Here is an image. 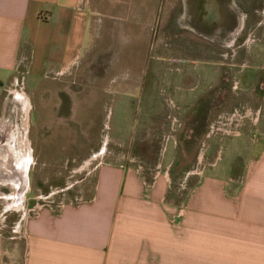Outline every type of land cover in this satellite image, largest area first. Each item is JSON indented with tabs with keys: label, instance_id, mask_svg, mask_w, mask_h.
I'll return each instance as SVG.
<instances>
[{
	"label": "crops",
	"instance_id": "obj_1",
	"mask_svg": "<svg viewBox=\"0 0 264 264\" xmlns=\"http://www.w3.org/2000/svg\"><path fill=\"white\" fill-rule=\"evenodd\" d=\"M162 10L170 48L151 65L147 25ZM262 10L264 0H0V95L25 86L28 170L34 157L87 159L113 103L128 139L124 157L95 166L87 201L41 209L13 246L0 239V264H264ZM166 57L187 62L178 78L162 80ZM162 82L180 88L179 124L157 134L148 162L140 121L160 120Z\"/></svg>",
	"mask_w": 264,
	"mask_h": 264
},
{
	"label": "rangeland",
	"instance_id": "obj_2",
	"mask_svg": "<svg viewBox=\"0 0 264 264\" xmlns=\"http://www.w3.org/2000/svg\"><path fill=\"white\" fill-rule=\"evenodd\" d=\"M182 0H173L174 3H179ZM163 13L160 18H157L158 24H150L147 25V32L151 34V42H150V51L149 58L146 57V60L151 62L155 61L156 55H158L157 51L162 49L163 53L166 52V49L170 48L169 37V26L167 18L170 15L165 13V10H162ZM264 11V10H262ZM180 13V9H175L174 13ZM164 16V17H162ZM162 18H165L162 20ZM132 21H137L131 18ZM159 20V21H158ZM162 20V21H161ZM162 23V24H161ZM136 42H130V54L133 53V45ZM137 55V54H136ZM162 61V80H166L168 77H176L183 74L186 70V63L182 62L179 59H167ZM216 59V58H214ZM219 67L224 70L225 80L227 84L231 81V74H229L228 65H230V61L226 59V61H222L219 58ZM139 63L138 56H131L129 67L135 65L137 67ZM217 64V63H216ZM216 66V65H215ZM248 70L244 73L247 75ZM229 75V79H228ZM229 80V81H228ZM197 85V82L194 86ZM30 86V85H29ZM20 90L18 87L6 89L0 95V120H6V122L12 123L17 117L21 118V113L19 111L18 101L15 99L13 93H24L26 95L25 86H21ZM171 87V86H170ZM173 87V89H172ZM171 89L164 84V82L160 83L157 87V95L161 98L162 101V111L160 120L143 122L140 121V126L147 125V133L149 137L146 139L148 145L146 147L145 157L148 162H152L156 157V151L160 144V139L157 134L161 131H168L170 129V119L168 118L169 109L167 108L164 98H169L173 101L174 105L179 108V110L175 111L176 113H180V106L175 102L173 91L179 90L178 86H172ZM152 108V107H151ZM133 112L132 115L135 118L134 114L142 113L143 107L138 104V99L134 98L133 104ZM119 104L113 103L112 106H108L104 112L103 118L99 125L98 130V146L97 150L91 152L87 159L81 162H64V163H52L51 166H44L41 163L36 162L35 157L33 158V163L30 166V170L27 172V184L28 187L24 194V199L22 204V208L17 209L13 206H9L10 201L5 199L3 196L10 195L12 193L11 189L8 187V184H4L2 181L0 183V239L3 241V245L5 247L13 246V243L22 242L24 240V227L27 221L30 219L31 215L29 210H31L34 206L40 207L42 209L54 208L59 203L69 205V203L76 204L81 199L82 202L87 201L92 193L93 185H94V168L100 162L102 158L109 157L112 152H116L117 156H125L123 154L127 151L128 148V139L123 136L122 128H121V114L119 112ZM228 111V110H227ZM253 111V110H252ZM87 111L85 110L84 113ZM83 124V123H82ZM179 124L176 123L175 128ZM132 126V124H131ZM31 127V121L28 119V128ZM118 127V128H117ZM76 129V128H75ZM76 131V130H75ZM146 131V130H145ZM58 132L64 133V128L62 126L58 129ZM145 138V137H144ZM166 139V138H165ZM198 143L197 141L195 144ZM133 144V143H132ZM197 145V144H196ZM137 144L133 145V151L136 150ZM166 144H164L165 150ZM171 147V144L169 145ZM131 152V153H132ZM144 152V151H143ZM170 153H167L165 158L169 157ZM158 155V154H157ZM164 156V155H163ZM222 158L219 163L222 164L224 160L229 157L228 154L222 153ZM13 161V160H12ZM42 165V166H41Z\"/></svg>",
	"mask_w": 264,
	"mask_h": 264
},
{
	"label": "flooded vegetation",
	"instance_id": "obj_3",
	"mask_svg": "<svg viewBox=\"0 0 264 264\" xmlns=\"http://www.w3.org/2000/svg\"><path fill=\"white\" fill-rule=\"evenodd\" d=\"M13 95L16 96L15 93ZM15 99L20 106L21 118L17 117L12 123L0 120V164L6 166L0 173V183L2 181L8 184L12 191L10 195L3 196L10 201L8 207L23 203L28 187L27 172L31 163V153L27 142L29 103L26 96L23 97L25 104L20 103L21 99L17 97Z\"/></svg>",
	"mask_w": 264,
	"mask_h": 264
},
{
	"label": "built area",
	"instance_id": "obj_4",
	"mask_svg": "<svg viewBox=\"0 0 264 264\" xmlns=\"http://www.w3.org/2000/svg\"><path fill=\"white\" fill-rule=\"evenodd\" d=\"M21 86H22V85H20V86L18 87L20 90L22 89ZM164 102H165V104H166V106H167V108L169 109V112H170L169 115H168V118L170 119V129H169V132L171 133V132L173 131V129H174V126H175L176 123H177V120H176V118H175L174 113H175V111L179 110V108H177V107L174 105L173 101H172L171 99H169V98H164ZM165 138H166L165 141L168 140V135H167ZM80 203H82V200H81V199H80L79 202H77L76 204L69 203V205H78V204H80ZM65 206H66L65 204L59 203V204L56 205L54 208H49V210H51L52 212L58 213V212H59L63 207H65ZM41 209H42V208L37 207V205H36V206H34L31 210H29V213H30V215H31L30 219L33 218V217H36L37 214H38V212H39Z\"/></svg>",
	"mask_w": 264,
	"mask_h": 264
},
{
	"label": "bare ground",
	"instance_id": "obj_5",
	"mask_svg": "<svg viewBox=\"0 0 264 264\" xmlns=\"http://www.w3.org/2000/svg\"><path fill=\"white\" fill-rule=\"evenodd\" d=\"M15 95H16L15 97H17L19 100L21 99V100H20V103H22V104L24 103V104H25V101L23 100L24 93H21V92H20V95H18V94L15 93ZM19 96H20V98H19ZM0 166H1V170H0V173H1V172L3 171V169L6 168V166H5V165L3 166V165H1V164H0ZM14 207L17 208V209L22 208V206H21L20 203H18V204L15 205Z\"/></svg>",
	"mask_w": 264,
	"mask_h": 264
},
{
	"label": "water",
	"instance_id": "obj_6",
	"mask_svg": "<svg viewBox=\"0 0 264 264\" xmlns=\"http://www.w3.org/2000/svg\"><path fill=\"white\" fill-rule=\"evenodd\" d=\"M0 170H1V166H0Z\"/></svg>",
	"mask_w": 264,
	"mask_h": 264
}]
</instances>
